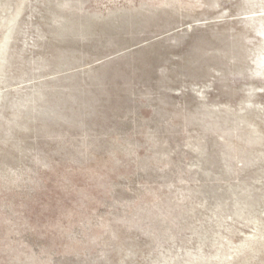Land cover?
<instances>
[{
    "label": "rangeland",
    "instance_id": "obj_1",
    "mask_svg": "<svg viewBox=\"0 0 264 264\" xmlns=\"http://www.w3.org/2000/svg\"><path fill=\"white\" fill-rule=\"evenodd\" d=\"M0 264H264V0H0Z\"/></svg>",
    "mask_w": 264,
    "mask_h": 264
}]
</instances>
